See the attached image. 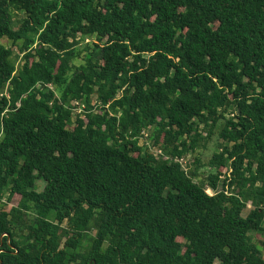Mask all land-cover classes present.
Wrapping results in <instances>:
<instances>
[{"label": "trees", "instance_id": "obj_1", "mask_svg": "<svg viewBox=\"0 0 264 264\" xmlns=\"http://www.w3.org/2000/svg\"><path fill=\"white\" fill-rule=\"evenodd\" d=\"M2 38L0 264H264V0H0Z\"/></svg>", "mask_w": 264, "mask_h": 264}, {"label": "rangeland", "instance_id": "obj_2", "mask_svg": "<svg viewBox=\"0 0 264 264\" xmlns=\"http://www.w3.org/2000/svg\"><path fill=\"white\" fill-rule=\"evenodd\" d=\"M24 14L23 13H18L16 14L15 16V22H14V26L16 28L20 27L21 25V22H20V19L21 17L23 16ZM2 43L6 44V45H11L14 49V52L16 55H19V58L17 60V63H18V67H20L23 63V57H22V54L20 53L19 51V47L17 45H14L12 44V42L7 39V38H2L0 40ZM90 42V41H89ZM78 63L81 62V60L79 59L77 61ZM75 103V101L73 102ZM78 107L76 108V113L82 111L83 109V106L80 105V104H77L75 103ZM231 115V114H230ZM149 132V131H148ZM148 132H146V134L148 135ZM147 135H145L141 142L142 144H151V140L150 139H147ZM218 143H219V136H218V133H214L211 137V140L210 142L208 143V147L206 149H203L201 150V159H202V162L207 164L208 161L210 160V158L213 156V154L215 152H217L219 149H218ZM156 150V149H155ZM157 153H159L157 150H156ZM197 156V153H190L189 155H187L186 157H184V159L182 160V163L184 165V167L188 169V165H191L190 167H194V159L195 157ZM200 172L202 173V176L203 177H206L209 172H210V168L209 166L207 165H204L200 168ZM227 168L224 169V173H227ZM46 186V182L42 179H39L37 181V188L39 191H42L44 190ZM21 197L19 195H14L10 200L8 199V193L4 196L3 198V203L6 204V207L9 209L11 206H14V205H18L19 201H20ZM252 205L249 204L248 207L244 210V215H248L250 209H251ZM251 237H252V240L254 242H256L257 244H259V241L261 240V238L263 237V233H257V232H253L251 234Z\"/></svg>", "mask_w": 264, "mask_h": 264}, {"label": "built area", "instance_id": "obj_3", "mask_svg": "<svg viewBox=\"0 0 264 264\" xmlns=\"http://www.w3.org/2000/svg\"><path fill=\"white\" fill-rule=\"evenodd\" d=\"M50 87L53 88L52 85H50ZM5 94H6L7 96H9L8 91H6ZM95 102H97V101H95ZM75 103L78 104V102H76V101H75ZM75 103H74V104H75ZM95 104H96V103H95ZM97 105H98V104H96V106H97ZM148 145H151V144H148ZM156 150H157L159 153L161 152V150H158V149H156ZM183 159H184V157H183V158H177V160L180 161V162H182ZM228 172H229V171H228ZM218 191H219V190H218ZM207 192H208L209 194L213 195V194H215L217 191L214 190V189H212V188H208V189H207Z\"/></svg>", "mask_w": 264, "mask_h": 264}]
</instances>
